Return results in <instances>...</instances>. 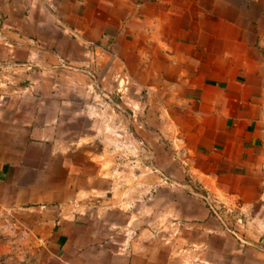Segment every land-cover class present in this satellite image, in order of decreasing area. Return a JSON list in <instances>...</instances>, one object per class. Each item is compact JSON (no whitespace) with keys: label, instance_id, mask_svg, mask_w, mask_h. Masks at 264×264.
Listing matches in <instances>:
<instances>
[{"label":"crops","instance_id":"crops-1","mask_svg":"<svg viewBox=\"0 0 264 264\" xmlns=\"http://www.w3.org/2000/svg\"><path fill=\"white\" fill-rule=\"evenodd\" d=\"M90 43L112 46L125 67L133 59L149 93L166 94L195 171L245 209L251 236L264 234V0H0V228L26 239L27 264H185L191 254L238 264L223 245L190 247L186 228L143 229L136 215L98 241L94 196L110 205V183L83 179L68 128L82 107L83 74L70 65L92 64Z\"/></svg>","mask_w":264,"mask_h":264},{"label":"rangeland","instance_id":"rangeland-1","mask_svg":"<svg viewBox=\"0 0 264 264\" xmlns=\"http://www.w3.org/2000/svg\"><path fill=\"white\" fill-rule=\"evenodd\" d=\"M86 49L92 64H87L89 56H84L81 64L70 65L83 74L78 77L79 93L73 94L82 107H77V123H70L68 128L78 134L73 146L78 149L77 165L85 172L83 179L93 181L99 190L110 183V205L100 191L94 196L103 202L90 222L98 241L107 240L105 235L110 230L133 228L131 220L136 215V224L143 229L150 228L151 223H157L159 229L186 228L191 231L184 238L190 247L197 243L223 245L224 261L264 264V234L251 236L253 221L245 209L237 210L229 196L212 183L205 184V177L195 171V163L167 118L166 94H157V98L150 94L149 77L136 72L133 59L126 67L119 63L112 46L90 43ZM104 55L108 60L101 59ZM204 212L211 220L207 236L202 229ZM182 213H189L184 226L176 219ZM155 214L158 221L151 222ZM128 221L132 223L127 225ZM216 225L226 236L214 233ZM6 231L0 228V264H27L30 253L21 251L26 239ZM235 246L239 251L230 253ZM184 260L185 264L198 263L193 254Z\"/></svg>","mask_w":264,"mask_h":264},{"label":"built area","instance_id":"built-area-1","mask_svg":"<svg viewBox=\"0 0 264 264\" xmlns=\"http://www.w3.org/2000/svg\"><path fill=\"white\" fill-rule=\"evenodd\" d=\"M263 162H264V160H263Z\"/></svg>","mask_w":264,"mask_h":264}]
</instances>
